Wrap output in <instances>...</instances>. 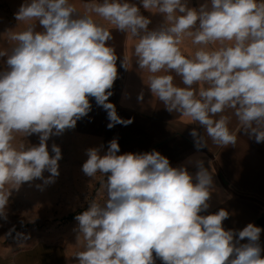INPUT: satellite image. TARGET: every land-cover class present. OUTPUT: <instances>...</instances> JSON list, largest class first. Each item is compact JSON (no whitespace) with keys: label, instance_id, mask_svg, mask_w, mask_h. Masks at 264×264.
Here are the masks:
<instances>
[{"label":"clouds","instance_id":"9594fccd","mask_svg":"<svg viewBox=\"0 0 264 264\" xmlns=\"http://www.w3.org/2000/svg\"><path fill=\"white\" fill-rule=\"evenodd\" d=\"M82 9L75 0H22L13 14L16 27L0 34L10 45L0 48L4 222L13 190L34 180L42 181L36 185L41 190L55 183L62 151L48 142L75 129L91 112V99L107 112L108 129L133 123L110 101L118 61L130 70L129 57L109 43L113 30L133 42L150 97L203 128V134L189 131L196 153L208 139L235 148L238 134L264 144V0H203L197 6L190 0H82ZM142 9L162 22L150 28ZM188 41L197 47H187ZM144 100L141 90L137 102ZM33 135L36 144L28 140ZM85 154L82 171L103 177L106 198L86 197L87 208L75 216L76 264H264V227L225 228L235 212L209 211L216 188L204 158L189 156L174 166L156 149L121 153L117 138L106 151L101 144Z\"/></svg>","mask_w":264,"mask_h":264},{"label":"crops","instance_id":"0c3cea01","mask_svg":"<svg viewBox=\"0 0 264 264\" xmlns=\"http://www.w3.org/2000/svg\"><path fill=\"white\" fill-rule=\"evenodd\" d=\"M75 2L77 7L83 10L82 0ZM133 2L139 3V0ZM201 2L203 0H190L193 6ZM143 14L151 17L150 28L157 27L162 22L159 15L148 12ZM23 27L24 25L20 24L19 30ZM5 42L7 43L6 37ZM109 43L115 46L121 58L127 55L130 60L129 71L120 68L118 61L119 78L112 89L114 94L110 101L115 104L121 118H132L133 123L127 126L117 124L108 129L107 112L97 106L94 98L91 99V112L77 122L75 129L67 130L61 136H54L49 140V149L53 142L61 147L62 159L58 162L60 175L55 183L39 192L48 191L54 196H60L61 186H68V194L77 195L75 187L78 186L85 201L86 197L89 200L95 197L102 203L106 198V192L100 184L103 177L98 173L96 178H91L82 171V164L87 159L85 150L103 144L106 151L108 142L117 138L121 153L156 149L167 156L174 166L181 164L189 156L204 158L206 166L213 172L216 188L209 211L215 212L224 207L230 212H235L234 216L224 222L225 228L242 229L250 222L264 227L260 224V219L264 217V144L254 143L247 136L238 134L235 148H220L208 139L207 148L203 149L202 153H196L189 131L196 128L203 134V128L199 124H189L176 118V114L168 113L160 102L150 97L146 85L142 82L146 73L136 68L135 58L132 56L133 42L126 41L124 33L113 30V40ZM187 47L195 49L197 46L188 41ZM3 68V62L0 60V70ZM174 82L181 84L180 77L177 76ZM141 90L145 92L143 104L137 102V95ZM125 92L130 94V99L124 98ZM229 127H236L235 117ZM28 140L32 144L38 143L36 135ZM43 175L47 177L50 173L45 170ZM41 183V180H34L22 186ZM229 196L232 198L228 199ZM77 227L78 221L75 220L71 224L67 239L44 238L30 246L14 247L11 243L5 244V234L10 228L5 227L0 220V264H76L74 253L81 250L75 245ZM261 244L264 245V233L261 234ZM157 264L161 262L157 260Z\"/></svg>","mask_w":264,"mask_h":264},{"label":"rangeland","instance_id":"374dc122","mask_svg":"<svg viewBox=\"0 0 264 264\" xmlns=\"http://www.w3.org/2000/svg\"><path fill=\"white\" fill-rule=\"evenodd\" d=\"M20 4L21 0H0V34L16 27L13 14ZM19 29L18 26L16 30ZM9 47L5 36H0V48ZM75 190L77 195H69V187L61 186L60 196H54L48 191L40 193L41 189L36 184L13 190L8 221L1 220L5 227L14 228L11 235L6 237L5 244L11 243L14 247L30 246L44 238L67 239L71 224L76 220L75 216L87 208V201L84 195H80L79 187L76 186ZM18 233L23 236L19 237Z\"/></svg>","mask_w":264,"mask_h":264},{"label":"water","instance_id":"95a60500","mask_svg":"<svg viewBox=\"0 0 264 264\" xmlns=\"http://www.w3.org/2000/svg\"><path fill=\"white\" fill-rule=\"evenodd\" d=\"M260 224H261L262 226H264V217H262V218L260 219Z\"/></svg>","mask_w":264,"mask_h":264}]
</instances>
